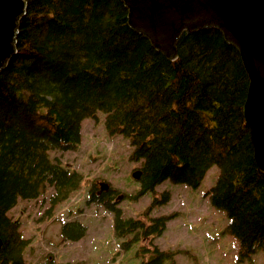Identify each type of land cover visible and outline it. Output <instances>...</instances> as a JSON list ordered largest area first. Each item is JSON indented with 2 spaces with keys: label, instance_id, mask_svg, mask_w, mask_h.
<instances>
[{
  "label": "trees",
  "instance_id": "16d2710c",
  "mask_svg": "<svg viewBox=\"0 0 264 264\" xmlns=\"http://www.w3.org/2000/svg\"><path fill=\"white\" fill-rule=\"evenodd\" d=\"M177 47L173 60L155 48L130 26L122 0H27L17 52L0 72V264H25L29 240L8 215L18 198L52 187L44 219L82 186L84 172L50 150L76 149L81 121L98 111L108 133L130 138L129 158L141 160L133 199L166 179L198 187L216 164L205 194L226 211L241 255L264 250V171L244 116L249 76L240 52L216 28L184 32ZM107 194L91 187L88 200L113 212L115 233L131 235L126 247L141 241L138 253L149 255L141 264H163L174 254L145 242L174 215L150 213L169 200L168 191L154 194L141 218L124 217ZM86 232L78 219L61 229L64 239Z\"/></svg>",
  "mask_w": 264,
  "mask_h": 264
},
{
  "label": "rangeland",
  "instance_id": "374dc122",
  "mask_svg": "<svg viewBox=\"0 0 264 264\" xmlns=\"http://www.w3.org/2000/svg\"><path fill=\"white\" fill-rule=\"evenodd\" d=\"M87 116L81 121V140L76 149H51L70 169L84 172L82 186L66 202L58 206L52 217L45 215L49 206L47 192L32 199L18 198L8 211L20 220V229L29 245L23 253L25 264H141L147 258L141 252V241L126 247L131 236H118L114 231L113 212L103 203L88 200L89 188L111 196L124 217H145L144 210L154 194L168 191L167 202L157 203L151 215L174 214L162 234L152 244L161 250L174 252L163 264H264V250L260 247L248 256L241 255L239 240L227 230L230 221L225 210L213 205L206 191L215 183L218 165L211 166L198 187L166 179L138 199L134 195L141 187L132 175L140 168L141 160L129 158L132 152L130 138L111 135L104 124V113ZM101 182L109 183L108 189ZM78 219L87 226V232L78 239H64L63 222ZM144 242V243H145ZM149 252V251H147Z\"/></svg>",
  "mask_w": 264,
  "mask_h": 264
},
{
  "label": "water",
  "instance_id": "95a60500",
  "mask_svg": "<svg viewBox=\"0 0 264 264\" xmlns=\"http://www.w3.org/2000/svg\"><path fill=\"white\" fill-rule=\"evenodd\" d=\"M122 1L130 26L171 60L178 57L180 36L199 29H219L238 49L249 76L244 116L255 160L264 171V0ZM26 9L27 0H0V72L17 52L19 21ZM141 173L137 168L132 175L139 180ZM109 186L101 182V188Z\"/></svg>",
  "mask_w": 264,
  "mask_h": 264
}]
</instances>
